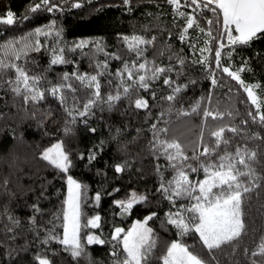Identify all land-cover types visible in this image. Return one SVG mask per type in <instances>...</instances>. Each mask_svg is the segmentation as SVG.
Masks as SVG:
<instances>
[{
    "label": "trees",
    "instance_id": "trees-1",
    "mask_svg": "<svg viewBox=\"0 0 264 264\" xmlns=\"http://www.w3.org/2000/svg\"><path fill=\"white\" fill-rule=\"evenodd\" d=\"M38 2L23 0L18 8H0V16L11 10L19 19ZM76 2L81 7H71ZM180 5L179 11L186 13L185 17L178 15L176 6L168 0H130L127 5L123 0H68L60 4L63 11L27 13L30 18L22 24L0 25V43L19 38L52 21L57 29H63L65 43L62 47L70 63L50 65L47 49L28 53L27 57L16 61L30 76L46 77L39 84L41 91L59 83L64 73L78 71L96 75L102 71L104 74L98 76V80L101 96L106 99L109 94H116V85L121 79L126 82L125 86L133 83L127 79V73L122 78L116 75L125 62L131 68L133 64L138 67L139 63L147 61L149 68L166 70L157 79L148 81L147 90L137 87L125 98L120 89L121 99L115 101L113 107L100 103L87 117L77 116L75 123L65 111V105L48 92L44 99L36 101H25L23 91L19 95L13 92V85L7 81L14 79V70L0 78V264H38V255L46 256L52 264H112L114 227L127 230L135 218L145 219L152 212L156 216L148 221V226L153 229L157 247L150 264H162L156 257L164 254L172 240L194 246L190 250L209 264H253V261L264 264V257L252 256L264 237V179L258 181L260 187L244 197L245 230L232 245L209 253L197 234L180 237L177 229L166 223V214L177 208L157 191L161 183L157 165L161 166L165 181L172 179L174 172L167 167L164 157L157 158L159 154L152 150L153 124L167 126L168 139H179L188 156H192L193 151H202L203 144L211 145L215 138L210 137V132L220 127L236 128V133L227 130L224 133V137L232 141L229 151L234 152L237 145L256 151L258 162L253 166L258 175L264 176V128L248 116L249 111L255 114L256 106L251 104L240 83L223 72L224 67L233 72L244 68L239 72L240 78L247 85L259 86L254 92L261 102L260 111L264 112V37L248 46H230L226 37L222 41L213 40L207 35L208 31L211 30L213 37L220 33L213 13L207 9L201 11L196 5L187 6L186 0H180ZM188 16L194 17L199 27L188 28L187 37L181 40L179 30L186 26ZM208 20L213 23L208 24ZM125 36H138L152 42L140 45L144 51L137 57L136 52L129 51ZM93 37L100 38L102 52L93 44L68 51L77 40ZM220 42L225 47L220 49V66L217 67L215 50ZM205 47L211 51L201 52ZM105 63L106 68L96 67ZM143 74L141 70L133 79L138 81ZM165 79L171 84H164ZM70 82L77 91H64L66 106L72 109L75 102L82 110L94 89L75 80ZM177 87L181 89L178 93L173 91ZM168 95L175 99L168 101L165 99ZM141 97L147 100L148 108L135 107V99ZM197 102L200 104L197 113L178 118L180 110L191 112ZM205 109L224 115L215 120L208 117L205 123ZM202 125L203 143L200 139ZM66 127L72 130L69 135H65ZM256 134L261 138H253ZM55 141H63L69 154L71 166L67 173L41 159L42 150ZM93 153L95 159L89 160V154ZM190 163L195 164V161ZM118 164L124 166L123 171H115ZM67 176L81 184V235L95 233L106 241L104 244L83 242L86 255L79 258H73L58 240L49 239L50 235H62ZM198 176L199 173H192L190 179H198ZM132 189L147 195V202L136 204L130 212L121 215L114 201L126 199ZM97 193L101 194L99 202L95 200ZM182 203L188 201L176 202L177 206ZM95 215L101 217L99 227H85L87 220Z\"/></svg>",
    "mask_w": 264,
    "mask_h": 264
},
{
    "label": "snow or ice",
    "instance_id": "snow-or-ice-1",
    "mask_svg": "<svg viewBox=\"0 0 264 264\" xmlns=\"http://www.w3.org/2000/svg\"><path fill=\"white\" fill-rule=\"evenodd\" d=\"M61 3H68V0H39L38 3L28 8L27 13L63 11L60 7ZM123 3L127 5L130 3V0H123ZM168 3L176 6L178 15L182 17L186 16V13L179 11L181 6L180 0H168ZM186 4L187 6L196 5L197 9L201 11L207 9L213 13L215 23L220 26V33L216 37L212 36L211 30L208 31L207 35L213 40L222 41L226 37L230 46H248L254 40L264 37V0H186ZM71 7L79 8L81 4L79 2L72 3ZM27 13L17 19L13 11L7 10L3 16H0V25L14 26L22 24L24 20L30 18ZM212 23L213 20H208V24L211 25ZM194 26L199 27L195 18H187V28H193ZM200 31L203 32L204 29L201 28ZM62 32L63 29H57L55 21H52L47 25L35 28L19 38L14 37L0 43V78L7 75L9 71L14 70V79L7 81V83L13 85V92L19 95L23 91L25 101L29 99L33 101L44 99L45 92H48L57 98L62 105H65V111L72 118V123L76 122L77 116L87 117L93 107L100 103L108 104L109 108L113 107L114 102L121 99L120 89L123 90L125 98H128L130 92L137 87L147 90L149 88L148 81L157 79L159 74L166 71L161 67L149 68L147 61L139 63L138 67L136 64H133L131 68L125 62L123 68L118 70L116 75L122 78L124 73H127V79L133 81V83L125 86L126 82L121 79L120 83L116 85V94H109L106 99L101 96V85L98 80V76L104 74L102 71L97 72L96 75L79 73L78 71L64 73L60 77L59 83L41 91L39 84L46 77L42 75L30 76L26 68L17 64L16 61L22 57H27L30 52L39 51L42 47H47L41 43L39 38L41 36L47 38L53 36L54 33L53 46L50 48L52 53L50 65L70 63L66 59L65 48L60 46L62 43H65L62 40ZM183 38L181 36V39ZM123 39L127 43L129 51L136 52L137 57L141 56L144 51L139 46L152 42L138 36H125ZM89 44L95 45L97 51H103L100 40H80L69 48L68 51L83 49ZM224 47V43L220 42L218 48L215 50L217 67L220 66V49ZM204 51H211V49L208 47L201 49V52ZM115 58L119 59V57ZM203 62H206V59ZM181 63H183V60H181ZM96 67L103 69L107 65L106 63L97 64ZM141 70L144 71V74L139 75L138 81H135L133 78ZM244 70V68H240L233 72L228 67L223 68L224 73H227L232 79L240 83L247 93L251 104L256 106L255 114L251 111L248 112V116L251 117L252 122L264 128V112L260 111L261 102L254 92V89L259 86L245 84L239 75V72ZM73 80L78 81L80 85L86 88L94 89L92 98L82 105V110L75 106V102L72 109L66 106L67 98L64 95V91L69 90L72 93L77 91L70 82ZM163 82L164 84H171V81L168 79H165ZM212 82L215 84V79ZM173 91L178 93L181 89L177 87ZM165 99L173 101L175 96L168 95ZM134 103L138 109L148 108L147 100L142 97L135 99ZM199 108L200 104L197 102L191 108V112L180 110L177 114L178 118L180 116H188L191 113H197ZM163 115L164 113H161V116ZM223 115L224 113L219 111L215 113L208 109L203 111L205 123H207L208 117L215 120L222 118ZM164 123L167 125L168 121H164ZM244 123L247 124L248 121L245 120ZM151 129L153 133L152 150L154 154H159L157 158L163 156L167 161V167L171 168L174 172L172 179L165 181L161 172V166L157 165V172L161 175V183L157 191L177 208L175 212L169 211L166 214V223L175 227L180 237H184L190 233L197 234L199 242L209 253L213 250L222 249L224 245H232L242 236L245 230L242 209L244 197L255 188L260 187L261 185L258 181L264 179V176L257 174L253 166L254 162H258L256 151L239 145L235 147L234 152L229 151L232 141L230 138H225L224 133L226 130L236 133L237 129L220 127L218 130L210 132V137L215 138L211 145L203 144L202 151H193V155L188 156L184 144L179 139H168L169 128L167 126L158 127L157 124H153ZM64 131L65 135H69L72 130L66 127ZM92 131H95V129H92ZM253 138L261 137L259 134H256ZM200 139L203 143V125L201 126ZM201 157H204V159L202 160ZM41 159L63 173H67L71 166V160L69 154L65 151L63 141L56 142L50 147L45 148L41 153ZM92 159H95L94 153L89 154V160ZM190 161H195V164L190 163ZM123 170L124 166L119 164L115 166L116 172ZM192 173H202L203 179H190ZM67 184L68 196L64 201L66 208L63 210V237L50 235L49 239L58 240L64 246V250L70 252L73 258H79L86 255L80 238L81 184L74 180L72 176L67 177ZM100 199L101 194L97 193L95 200L99 202ZM147 199V195L132 192L126 199L116 200L114 203L121 209L120 214L123 215L130 212L134 205L147 202ZM178 200H186L188 203H182L177 206L176 202ZM155 216L156 213L152 212L143 221L137 220L127 230L121 227H114V231L111 234V240L115 241L112 251V264H150V261L153 259L154 250L157 247V240L154 237L153 229L148 227V221L152 220ZM100 220L101 217L95 215L88 219L84 226L99 227ZM86 240L88 244H104L106 242L94 235H87ZM47 242L46 240L45 243ZM190 247L194 246H189L181 240L173 241L167 247L164 254L157 256L156 259L161 261L162 264H209L208 260L190 250ZM252 256L264 257V237H261L258 250L253 251ZM36 260L38 264H52V261L46 256L38 255ZM253 264H256V261H253Z\"/></svg>",
    "mask_w": 264,
    "mask_h": 264
},
{
    "label": "rangeland",
    "instance_id": "rangeland-1",
    "mask_svg": "<svg viewBox=\"0 0 264 264\" xmlns=\"http://www.w3.org/2000/svg\"><path fill=\"white\" fill-rule=\"evenodd\" d=\"M22 2H23V0H0V8H18V7L21 6ZM188 18H191V17L188 16ZM186 28H187V24H186V26L183 27L182 30H179L180 39H181V36L184 37V38L181 39V40H184V39L187 37V31H188V28H187V31L185 32V29H186ZM53 36H54V33H53ZM53 36H49V37H47V38L41 36V37L39 38L40 41H41V43L47 46V47H42L39 51H41L42 49H47V50L49 51V53H50V56H52V53H51V51H50V48L53 46ZM80 40L96 41V40H100V38H99V37H93V38H82V39L77 40V42L80 41ZM62 44H63V43H62ZM62 44L60 45L61 47H62ZM89 45H90V44H89ZM39 51H34V52H30V53H36V52H39ZM255 94H256V93H255ZM256 96H257V95H256ZM257 98H258V96H257ZM258 100H259V98H258ZM259 101H260V100H259ZM56 142H58V141H55V142L51 143L50 145H47L45 148L50 147L52 144H54V143H56ZM45 148H44V149H45ZM44 149H43V150H44ZM43 150H42V151H43ZM67 177H68V176H67ZM72 178H73V177H72ZM73 179L76 180L75 178H73ZM198 179H203V174H202V173H201V174L199 173ZM76 181H77V180H76ZM77 182H78V181H77ZM132 192H136L137 194H144L142 191H137V190H135V189H132L131 192H130V194H131ZM67 196H68V184H67V178H66V195H65V200L67 199ZM64 208H66L65 203H64ZM137 220L143 221L144 219H138V218H135V219L132 221V223H131V225L129 226V228H130V227H131V226H132ZM148 227H150V226H148ZM129 228H128V229H129ZM63 232H64V229H63V231H62V235H61L60 238L63 237ZM87 235L98 236V235L95 234V233H88V234L81 235V230H80V238H81V243H82V244H83V242H86V243H87V240H86ZM98 237L100 238V236H98ZM173 241H177V240H172L171 242H173ZM171 242H170V243H171ZM169 245H170V244H169Z\"/></svg>",
    "mask_w": 264,
    "mask_h": 264
}]
</instances>
